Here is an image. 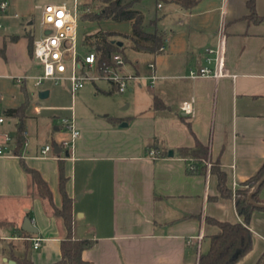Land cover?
Listing matches in <instances>:
<instances>
[{"label": "crops", "instance_id": "crops-1", "mask_svg": "<svg viewBox=\"0 0 264 264\" xmlns=\"http://www.w3.org/2000/svg\"><path fill=\"white\" fill-rule=\"evenodd\" d=\"M247 3L201 0L191 10L168 4L166 15L174 20V28L170 34L157 28L165 35V52L151 54L130 47L138 57L126 70L144 77L128 91L138 93L127 98L125 108L134 106L132 116L119 119L120 124L74 118L80 135L68 157L58 146L66 138L52 137L54 142L43 146L38 132L29 131L28 121L45 108L40 105L29 110L26 144L21 156L15 155L16 134L4 125L7 111L17 107H5L3 94L6 123L0 126V143L1 133H8L14 155L0 157V264H17L25 242L34 264H55L62 258L63 221L38 195L22 161L48 182L57 206L62 204L59 163L63 161L73 199L74 238L95 242L82 253L89 264H198L200 255L209 250L210 237L220 233L209 220L241 221L235 196L221 195L212 169L219 167L226 174L227 187L235 195L264 166V22L249 19ZM9 9L1 16V30L4 20L19 18ZM256 12L264 16V0H256ZM33 24L23 25L24 34L9 30L0 35V81L26 83L32 78L35 84L39 75L31 77L30 71L38 62L31 41L39 37L33 34ZM222 26L230 76L218 81L188 78L190 69L205 64L206 49L217 46ZM150 63L159 77L153 86L146 79L152 74ZM43 91L51 96L50 90ZM107 93L115 94L113 87ZM192 99L195 114L185 116L181 105ZM37 107L43 108L40 113ZM198 143L208 147L209 155L204 172L192 173L195 160L182 157L180 150L194 149ZM47 145H54V151L44 157ZM258 197L264 204V186ZM26 219L36 234L23 229ZM250 230L253 249L237 264H258L264 254V209L254 212ZM36 238L42 240L37 249Z\"/></svg>", "mask_w": 264, "mask_h": 264}, {"label": "trees", "instance_id": "trees-1", "mask_svg": "<svg viewBox=\"0 0 264 264\" xmlns=\"http://www.w3.org/2000/svg\"><path fill=\"white\" fill-rule=\"evenodd\" d=\"M142 0H100L98 8L89 12L82 13L79 17L85 21L101 22V21H116L130 22L132 24V35L128 36L133 50L140 52L145 51L151 54H160L161 47L165 45V35L158 31L157 27L153 32H148L144 29L145 17L144 14L135 9L137 3ZM167 4H176L187 10L193 9L201 0H163ZM248 8L250 10L249 19L255 23L264 22V16H259L256 12V0H248ZM84 6H88L85 4ZM156 22L153 20L151 24ZM115 32L98 31L93 35H87L82 41V47L87 52H96L99 56L100 63L110 65L112 57L116 54H122L123 46H120L117 41ZM32 52L34 49V41H31ZM125 59L126 56L122 54ZM155 107H160V101L155 100ZM26 109L27 104L21 107L10 109L7 111L8 118L17 120L16 135L14 150L15 155L21 156V151L26 142L24 132L26 130ZM116 124H120L122 120L113 119ZM180 155L184 158H193L194 165L190 166V172H204V162L209 155L207 146L198 143L194 149H181ZM24 170L31 176L32 182L36 187L38 195L46 200L50 205L55 216L63 221L66 235L62 241V258L55 264H89L86 262L82 253L95 245V242L74 238V212L73 199L67 191L68 177L66 176L63 161L59 163V191L62 197L61 206H57L54 200V195L48 182L42 177L39 171L30 168L22 161ZM219 181L220 193L223 197L235 196L236 208L238 215L241 218L240 222H220L215 219H210L209 222L218 226L220 233L210 237V247L208 252L201 254L198 264H237L244 259L253 249L254 239L253 233L250 230V224L255 211L260 210L252 206L249 202L251 194L257 183L264 177V166L251 180L244 183L242 188L237 189L235 195L227 187L226 174L219 168L214 166L212 169ZM264 184L261 186L263 187ZM260 187V189H261ZM259 189V191H260ZM254 194L253 199L257 203L262 201L258 197V193ZM263 210V209H261ZM4 225V224H1ZM23 233V232H22ZM25 234V233H23ZM17 264H34L30 256V244L25 242V250L21 258H15ZM264 254L260 258L258 264H262Z\"/></svg>", "mask_w": 264, "mask_h": 264}, {"label": "rangeland", "instance_id": "rangeland-1", "mask_svg": "<svg viewBox=\"0 0 264 264\" xmlns=\"http://www.w3.org/2000/svg\"><path fill=\"white\" fill-rule=\"evenodd\" d=\"M57 1L61 0H12V6L8 13L12 16L17 13L19 14V18L15 20L13 17H9L4 20L5 28L0 30V35H4L9 30L24 34L25 27L23 25H27L31 21L34 23L31 26L33 34L35 37H40L43 33V27L42 12L38 9V6ZM66 1L71 5L75 2L74 0ZM79 2L81 12L86 10L87 13L98 8L100 4V0H79ZM85 4H88V6H84ZM159 4H162L163 9L158 8ZM135 9L144 14V29L148 32H153L156 26L159 30L170 34L171 29L174 28V20L166 15L167 11H169L168 4L163 0H142L136 4ZM153 20L156 22L154 25L151 24ZM98 31L115 32L117 34L114 40L118 44L120 42L122 43V54L126 56L127 64L133 63L132 61L137 59V54L130 49L132 43L130 42V38L128 39V36L132 35V24L130 22H116L111 20L90 22L80 19L78 22L77 38L80 42L81 53H86L82 47L84 37L93 35ZM126 69L129 70V66H126ZM42 72L41 64L34 62L30 76L41 75ZM92 73L97 74V70H92ZM136 84L137 82H134L135 87ZM110 86L112 87L105 80H100L95 83L89 82L73 98L65 84L55 86L51 82H44L43 86L37 88L32 78H29L26 83L15 79L0 81V91L7 99L4 102V106L18 108L27 104L26 120L30 118L29 110H33L37 105L45 107L38 116L31 118L27 123L29 131L38 132L39 142L43 146L47 141H50V143L54 142L52 137L57 141L69 137V133L63 127L62 121L65 118H71L72 115L79 120L90 118H98L105 121H112L116 118L129 119L132 116L134 106L132 108H125L128 105L127 98L129 96H137V91L134 90L124 95L109 94L107 92ZM43 89L51 91V96L48 99H40L39 94ZM16 124V119L8 118L4 127L14 136L16 134ZM56 128H60L61 130L57 132ZM47 133L52 135L48 137Z\"/></svg>", "mask_w": 264, "mask_h": 264}, {"label": "built area", "instance_id": "built-area-1", "mask_svg": "<svg viewBox=\"0 0 264 264\" xmlns=\"http://www.w3.org/2000/svg\"><path fill=\"white\" fill-rule=\"evenodd\" d=\"M71 5L67 1L49 2L38 9L42 12V35L34 41L33 57L41 64L43 72L35 77V86L41 87L44 82H51L55 85L65 84L73 98L89 82L105 80L109 82L115 94H125L130 91L134 82H140L143 76L131 73L126 70V59L122 54H116L112 57V63L101 64L96 52H80V42L77 38L79 17L86 10L81 12L79 0H74ZM10 7V0H0V19ZM162 4H159V8ZM18 17V15H16ZM3 24L0 20V30ZM226 46L227 36L222 26L218 32V44L214 48H207L205 51V64L199 68L190 69L188 78L199 79L207 78L216 81L229 77L230 73L226 67ZM161 52H165V45L161 47ZM148 67L152 74L148 79L153 86L159 79L155 72V64L150 63ZM96 69L97 74L92 70ZM4 95L0 91V126L6 123V116L3 114ZM195 100L185 101L181 105V111L185 116H194ZM43 108L37 107L36 113H40ZM63 127L67 129L69 137L62 140L59 147L69 152L74 148L75 142L80 135L76 127L74 117L63 119ZM27 132H24L26 135ZM3 142L0 143V157H11L12 137L6 133H1ZM26 144V142H25ZM54 151V145H47L43 150V156ZM34 247L40 246L41 239H33Z\"/></svg>", "mask_w": 264, "mask_h": 264}, {"label": "water", "instance_id": "water-1", "mask_svg": "<svg viewBox=\"0 0 264 264\" xmlns=\"http://www.w3.org/2000/svg\"><path fill=\"white\" fill-rule=\"evenodd\" d=\"M120 46H122V43L120 42L119 43ZM50 95V92L49 91H43L39 94V97L40 99H47ZM127 124H123L122 126H126ZM58 151V148L56 147L55 149V152L57 153ZM67 157L69 156V152L66 153ZM170 155L172 156L173 155V152L170 153ZM264 184V177L257 183V185L254 187V189L252 190L251 194L249 195V202L252 206L258 208V209H264V204H260V203H257L256 201H254L253 199V196L255 193H257L260 189V187ZM23 229L30 233V234H36L38 232V230L33 226L32 224V221L30 219H26L25 222H24V226H23ZM8 264H10V262H8ZM262 264H264V260L262 262Z\"/></svg>", "mask_w": 264, "mask_h": 264}]
</instances>
